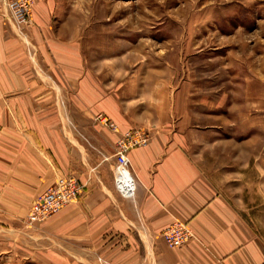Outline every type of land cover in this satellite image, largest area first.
<instances>
[{
	"label": "crops",
	"instance_id": "obj_1",
	"mask_svg": "<svg viewBox=\"0 0 264 264\" xmlns=\"http://www.w3.org/2000/svg\"><path fill=\"white\" fill-rule=\"evenodd\" d=\"M52 14L33 0L29 22L16 24L0 0L1 221L25 224L33 198L80 171L84 148L73 129L88 125L68 119L70 101L69 110L104 115L118 132L152 133L127 152L133 193L122 198L112 184L118 134L90 120L100 133L94 158L112 160L108 179L94 164V184L34 229L60 240L65 252L73 248L81 264H264V159L195 129L188 108L172 105L182 118L168 120L161 88L149 91L142 111L139 79L118 78L108 67L100 76L85 72L81 47L62 39ZM173 220L192 236L169 247L161 233Z\"/></svg>",
	"mask_w": 264,
	"mask_h": 264
},
{
	"label": "rangeland",
	"instance_id": "obj_2",
	"mask_svg": "<svg viewBox=\"0 0 264 264\" xmlns=\"http://www.w3.org/2000/svg\"><path fill=\"white\" fill-rule=\"evenodd\" d=\"M43 1L52 7L62 39L81 47L85 72L100 76L108 67L118 78H138L141 105L150 90L161 88L168 120L182 118L172 105L188 108L195 129L236 141L242 151L264 159V0ZM70 106L68 119L87 120L88 126L73 129L84 158L80 171L64 175L80 186L65 205L94 184V164L99 162L96 170L106 180L107 165L115 162L114 155L94 158V136L100 135L89 123L96 122L94 115ZM131 128L149 138L152 133L150 127ZM65 205L34 223L26 216L25 224L0 219V264H81L73 248L65 252L60 240L33 228Z\"/></svg>",
	"mask_w": 264,
	"mask_h": 264
},
{
	"label": "built area",
	"instance_id": "obj_3",
	"mask_svg": "<svg viewBox=\"0 0 264 264\" xmlns=\"http://www.w3.org/2000/svg\"><path fill=\"white\" fill-rule=\"evenodd\" d=\"M11 19L16 24H26L30 20L33 0H4ZM97 124L108 130L117 132V139L113 144V155L118 167L113 172V187L122 198L132 196L133 181L127 170V152L135 147L145 145L149 135L142 129L129 128L118 132L116 125L106 116L94 115ZM80 186L72 177H57L54 183L39 193L30 203L26 221L34 223L57 212L63 205L74 200L79 193ZM169 247H176L185 243L192 232L186 223L173 220L161 233Z\"/></svg>",
	"mask_w": 264,
	"mask_h": 264
}]
</instances>
